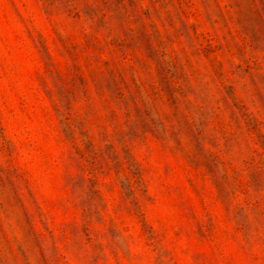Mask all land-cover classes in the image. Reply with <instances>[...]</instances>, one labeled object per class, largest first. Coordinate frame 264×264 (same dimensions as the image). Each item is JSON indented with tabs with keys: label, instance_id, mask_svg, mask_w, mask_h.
I'll use <instances>...</instances> for the list:
<instances>
[{
	"label": "rangeland",
	"instance_id": "1",
	"mask_svg": "<svg viewBox=\"0 0 264 264\" xmlns=\"http://www.w3.org/2000/svg\"><path fill=\"white\" fill-rule=\"evenodd\" d=\"M0 264H264V0H0Z\"/></svg>",
	"mask_w": 264,
	"mask_h": 264
},
{
	"label": "trees",
	"instance_id": "2",
	"mask_svg": "<svg viewBox=\"0 0 264 264\" xmlns=\"http://www.w3.org/2000/svg\"><path fill=\"white\" fill-rule=\"evenodd\" d=\"M46 1H48V0H46ZM74 15H75V16H79V15H80V12H79V11H75V12H74ZM208 41H209V39H208ZM124 45H125V44L122 42V43H121V46L123 47ZM215 47H216V46H212L211 42L209 41V43H207V45L205 46V49L208 50V51H209V50H212V51H213V50L215 49Z\"/></svg>",
	"mask_w": 264,
	"mask_h": 264
}]
</instances>
